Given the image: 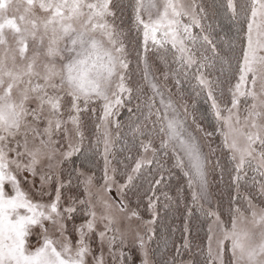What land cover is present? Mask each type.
Wrapping results in <instances>:
<instances>
[{
  "label": "snow or ice",
  "instance_id": "snow-or-ice-1",
  "mask_svg": "<svg viewBox=\"0 0 264 264\" xmlns=\"http://www.w3.org/2000/svg\"><path fill=\"white\" fill-rule=\"evenodd\" d=\"M131 6L132 24L143 38V51H138L137 56L144 65V79L153 93L145 116L152 127L149 129L145 124L142 128L137 124L133 130L140 136L150 137L147 142L141 140V147L148 151L151 136L158 131L163 137L162 149L171 147L174 153L183 154L176 156V162L177 166L187 168L184 174L189 178V186L193 181L199 184L200 193L194 192L193 200L198 196L206 199L207 157L186 126L187 106H184L182 118L174 102L165 97L150 74L147 54L151 42L156 53L171 51L172 63L176 65L171 75L177 85L181 70L197 67L196 86L207 90L218 125L216 130L221 133L223 146L231 151L230 158L235 162L233 182L238 187L246 178L245 168H248L254 173L253 183H259L260 192L264 194V0H243L239 6L236 0H224L221 4L240 39L239 54L235 53V39L230 45L235 65L220 54L211 26L205 29L202 23L205 9L194 0L190 4L183 0H134ZM117 7L118 0H0V264H107L105 247L113 264H117L118 258L119 264H124L123 248L129 232L133 231L128 222L133 218L141 219L139 213L134 209L129 211L123 200L114 203L97 197L103 209L98 214L87 186L90 178L84 182L85 196L89 199L70 196L69 203L61 207L64 184L53 173L65 159L81 151L84 141L81 113L91 104L102 101L94 143H101L102 138L103 187L106 192L111 191L109 126L120 127L113 118L125 104L124 94L128 93L131 99L132 92L125 83L129 61L125 33L115 22ZM194 28L200 29L199 35L193 33ZM160 59L167 68L166 56ZM217 60L221 64V74L235 68L236 83L229 88L230 107L225 103L221 108L214 94L213 81L201 71L214 67ZM183 75L187 78L188 72L184 71ZM168 76L166 71L164 79ZM157 98L159 107L156 106ZM241 98L252 101L243 116L238 108ZM225 111L227 115L223 114ZM153 116L155 120L151 119ZM196 127L201 130L198 124ZM56 136L68 141L67 150H63ZM152 151L155 156L156 150ZM57 154L61 160H56ZM45 159L49 161L48 171L39 172L40 196L50 195L45 192V186L54 180L56 183L55 197L48 203L34 201L21 188L22 178L27 180L24 174L36 176L38 166ZM151 163V160L137 159L125 183L117 186L118 192L123 194L133 183L134 174ZM257 174L261 177L259 181ZM162 180L163 175L154 185L150 184L152 195ZM78 204L86 206L85 219L76 224L74 214ZM155 208L156 201L149 197L152 220L144 221L145 225L155 221ZM114 210L127 215H114ZM248 212L245 216L239 209L234 210L230 226L216 213L209 212L210 217L215 216L213 223L219 227L221 235L216 238L213 249L214 237L212 226H209L207 264H264V207L249 200ZM69 221L72 222L71 232L77 237L75 243L70 238ZM45 222L54 228L58 239L49 235ZM98 224L103 225V230H98ZM120 224H126L125 231L113 227ZM147 232H152V228L148 227ZM34 234L37 241L31 245L29 240ZM135 241L144 256L143 264H149L145 241L139 232L135 233ZM128 259L131 261L130 256ZM170 264L176 261L173 259Z\"/></svg>",
  "mask_w": 264,
  "mask_h": 264
},
{
  "label": "trees",
  "instance_id": "trees-1",
  "mask_svg": "<svg viewBox=\"0 0 264 264\" xmlns=\"http://www.w3.org/2000/svg\"><path fill=\"white\" fill-rule=\"evenodd\" d=\"M196 4L205 9V18L202 23L205 29L211 26L214 42L222 56H227L231 63L235 65L233 51L230 45L235 39L237 48L235 53L239 54L240 39L237 38L233 29V24L224 15L225 9L221 7L224 0H195ZM134 0H118L116 8V24L125 33L124 42L128 53L129 68L126 70V83L132 89L131 99L129 94L124 95L125 104L115 116L120 127L113 124V147L112 163L116 170V180L125 183L127 175L131 173L133 166L140 155L145 153L152 163L142 167L139 173L134 174V181L123 191L125 203L131 210H136L143 219H152V213L148 210L149 197L156 201L155 211L157 213L155 221L152 223L153 231L149 240V248L154 264H170L175 260L176 264L190 258L191 264H207V245L209 236L210 216L208 210L201 207L193 200L192 188L189 186L188 177L185 176V168L177 166V153L172 148H161L163 138L158 131L151 136V147L144 151L141 147V140L147 142L149 136H140L134 133L137 124H146L150 129L151 122L145 120L148 112L149 97L153 95L151 88L144 79V65L138 59L137 52L143 51V38L132 24V3ZM239 6L243 0H236ZM239 10V8H238ZM193 33L199 35L200 29L194 28ZM227 42V46H226ZM210 55V53H209ZM166 56L168 67L160 59ZM147 58L152 63L156 79L168 91L172 99H175L184 110L187 106L188 122L193 128L200 126L204 132L211 133L207 143V170L208 185L214 198L215 209L221 216L225 224L230 225L234 210L247 211L249 200L264 207V194L260 192L259 183H253L254 173L245 168L247 176L239 182V186L233 182L232 176L235 173V162L230 158L231 151L223 146V137L217 131V121L211 111V101L207 99V90H201L196 86L195 75L197 67L180 71L178 79L180 84H176V79L171 75V71L176 68L172 63V53H164L161 50L156 53L149 42V52ZM221 64L219 60L212 68L202 69L205 76L213 81V90L221 108L225 103H231L232 87L236 80L233 78L235 68L221 74ZM169 73L168 79H164V73ZM187 71L185 78L183 72ZM199 93V95H197ZM222 93V95H221ZM156 106L158 104L156 102ZM95 109V112L92 111ZM129 109H132L129 112ZM100 106L98 102L89 106L87 111L81 113L82 132L84 141L81 151L74 153L70 158L65 159L60 164V179L64 184L63 192L70 193L78 199H83V180L80 171H87L93 174L95 180L99 181L103 177L104 156L103 144H95L96 124L99 123ZM155 120V116L151 118ZM193 119L195 123H193ZM152 149L156 150L155 156ZM163 180L155 188V195H152L150 184H155L156 179ZM243 175V173H241ZM261 177L257 174L256 180ZM166 194V195H165ZM158 198V199H157ZM85 205H78L74 214V221L84 218ZM187 242V247L185 244ZM179 248V254L177 249ZM126 255V254H125ZM125 264H131L125 258ZM133 264V263H132ZM135 264V263H134Z\"/></svg>",
  "mask_w": 264,
  "mask_h": 264
},
{
  "label": "rangeland",
  "instance_id": "rangeland-1",
  "mask_svg": "<svg viewBox=\"0 0 264 264\" xmlns=\"http://www.w3.org/2000/svg\"><path fill=\"white\" fill-rule=\"evenodd\" d=\"M184 3L186 4H190L193 2V0H183ZM194 2L196 3V1L194 0ZM185 22H187V19L185 18ZM9 38H10V33H9ZM31 54V53H29ZM148 59V64L150 67V74L152 76V78H154L155 82L158 83L161 88L162 91L165 94V97L168 98L170 97L171 100L174 102L175 106L177 107L178 111L181 114V117L184 118L185 112L182 108V105H180L175 99H172V97L170 96V94L168 93V91L164 88V86L156 79L155 75H154V68L152 63L149 61ZM126 83V80H125ZM127 84V83H126ZM128 86V85H127ZM129 87V86H128ZM126 94V93H125ZM124 94V95H125ZM158 107H159V99L157 98L156 100ZM251 100L248 99L247 101H245L244 98H241V102L238 105L239 111L241 116L246 115L247 113L245 112V108L248 104H251ZM98 104L100 106V114L102 112V108H101V104L102 101H98ZM231 106V103L229 105V107ZM83 107V105H82ZM235 111V110H234ZM224 115H227V112L225 111L223 113ZM67 118V116H65V119ZM115 120V117L113 118ZM186 126L188 128V130L192 133V135H194L196 137V140L198 142V144L200 145L201 151L203 152V154L207 157V143L209 142V136L207 137L206 132H204V130H198L197 128H193L191 123L188 122V118H186ZM41 127H43V125H41ZM69 128H71V125H69ZM82 131V130H81ZM109 131L111 133V137H112V147H113V139H114V135H113V124H111L109 126ZM55 139H60L61 140V144L63 145V150H67L68 149V141L61 139L60 136H56L54 137ZM73 143L76 142L75 137H73ZM38 143V141L36 142ZM103 144V143H102ZM112 147H111V152L108 155V160H109V167H108V175L110 177H112V187H111V191L106 192L104 189V184H105V180H104V175H105V158H104V169H103V177L101 180L97 181L95 180L93 174H91L90 172L87 171H80V175L82 177L83 180V199L87 200L89 199V197L85 196V183L86 181L89 180V178L91 179V183L88 184V188L90 190V192L92 193V196L90 197V199L92 200V203L96 206L95 210L97 211L98 214L102 213L103 209L102 206L100 205V203L97 200V197H99L101 200H108L110 202H114V203H119L121 200H123V202L125 203L123 194H121L120 192H118L117 190V186L118 185H122L124 183L117 181L116 180V173L113 172L114 169V165L112 163ZM103 152H104V145H103ZM178 156H182L183 154L179 151L176 152ZM104 156V155H103ZM145 159L148 160V155L145 153L140 155L139 159ZM56 160H61V157L59 156V154H57L56 156ZM49 163V161L47 159L43 160L41 162V164L38 166V174L36 176H32L31 174L25 173L24 175L27 177V180H23L22 178V183H21V188L23 191H25L26 193H28L31 198L34 201H39L42 203H48L50 201V198H54L55 197V188H56V183L55 180L50 184V185H46L45 186V192L49 193L50 195H45L43 197L40 196L38 189L40 188V179H39V172L40 171H48L46 165ZM185 170L187 171V168L184 167ZM60 165L58 168L53 170L54 175H58L60 178ZM205 179H206V199L205 198H200L198 196V198L195 200V202L197 204H199L201 207H203L204 209L208 210V212H212V213H216L220 220L223 222L221 216L219 215V213L217 212V210L215 209V204H214V198L213 195L210 191L209 185H208V170H207V163L205 165ZM61 180V179H60ZM192 188V195L193 193H200V186L197 182L193 181V184L191 186ZM63 192V191H62ZM72 196L70 193L67 192H63V196H62V201H61V207H63L64 205H67L69 203V197ZM252 204L258 206V207H262L254 202H251ZM126 204V203H125ZM79 205V204H78ZM77 205V207H78ZM127 205V204H126ZM128 207V206H127ZM128 210L131 211V209L128 207ZM242 213H244L245 216H247L249 214L248 210L247 211H241ZM114 215L120 216V215H124L126 216L127 213L121 214L118 212V210H114ZM85 219V217L81 220L76 221V224L82 223L83 220ZM152 219H143L141 217V219L137 220L135 218H133L130 222L131 227L133 229V231L129 232L128 234V240H127V245L123 248L124 253L126 254L124 257V261L125 258H128L129 256L131 257V264L135 263V264H143V260H144V256L141 254V251L139 249V246L137 245L136 241H135V233L139 232V234L141 236H143L144 241H145V251L147 252V260L149 262V264H154L152 257H151V253H150V248H149V237H151L152 232H147V228L151 227L152 231H153V227L152 224L150 225H145L143 222L144 221H150ZM215 220V216H211L210 217V222H209V226H212V234H213V241H212V248L215 249L216 247V238L219 237L221 235L220 229L219 227L214 224ZM224 223V222H223ZM46 226L49 228V235L55 240L58 239V234L55 232L54 228H52L51 226L48 225L47 222H45ZM230 226V225H229ZM68 227H69V231L71 233L70 238L73 241V243H75L76 240V235L75 233L71 232V228H72V222L69 221L68 222ZM113 227H120L121 231H125L126 230V224H120V225H114ZM98 230H103V225L102 224H98ZM36 231H39V229H37ZM111 235V234H110ZM95 236H93V241H95ZM37 241V237L36 235H32L30 237V244L31 245H35ZM95 246V244H94ZM209 246V240H208V245H207V249ZM58 247V245H57ZM117 248H120V245L117 244ZM97 252H99V248L97 247ZM105 252V259L107 261V264H113L112 261V257L109 256L108 253V249L105 247L104 249ZM184 264H191V260L190 258H187L185 260H183ZM117 264H119V258L117 259ZM125 264V262H124ZM180 264V262L178 263Z\"/></svg>",
  "mask_w": 264,
  "mask_h": 264
}]
</instances>
